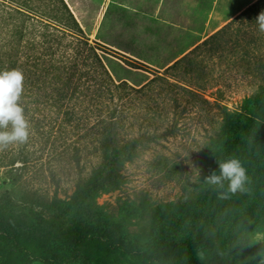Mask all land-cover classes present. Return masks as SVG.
Instances as JSON below:
<instances>
[{
  "label": "rangeland",
  "instance_id": "1",
  "mask_svg": "<svg viewBox=\"0 0 264 264\" xmlns=\"http://www.w3.org/2000/svg\"><path fill=\"white\" fill-rule=\"evenodd\" d=\"M259 1L64 0L117 84L127 82L139 89L161 75L193 90L198 98L195 105L189 96L162 84L147 96L137 95L133 117L160 110L177 116L182 127L162 143L140 147L141 153L123 169L117 190L92 196L84 190L100 164L98 155L86 146L81 164H75L70 154L75 138L67 118L59 129L51 120L55 115L48 112L55 108L42 94L28 104L21 115L40 118V134L36 129L34 138L26 139L30 127H19L20 119L0 129V154H27L21 160L27 163L0 165V264H104L93 256L64 261L46 241L34 248V257L26 258L11 230L49 240L91 224L113 231L131 252L110 258L111 264H144L143 258L156 264L161 251L168 257L161 258L163 264H196V252L189 247H196L192 233L199 214L230 207L237 198L232 189L211 203L218 197V182L204 174V152L223 124L219 107L235 112L264 87V0ZM22 3L47 11L57 20V29L72 23L65 20L60 0H0V48L5 53H15L30 38L32 30L15 16ZM67 29L79 34L76 27ZM174 99L181 107H175ZM138 130L132 133L138 135ZM250 238V248L264 260V223ZM198 257L202 264L221 263L211 254Z\"/></svg>",
  "mask_w": 264,
  "mask_h": 264
},
{
  "label": "trees",
  "instance_id": "2",
  "mask_svg": "<svg viewBox=\"0 0 264 264\" xmlns=\"http://www.w3.org/2000/svg\"><path fill=\"white\" fill-rule=\"evenodd\" d=\"M60 1L65 20L72 23L63 24L59 29L57 20L47 11L44 13L23 3L16 6L15 16L23 18L27 31H32L30 38L15 53L8 54L0 48V129H8L14 120L20 119L23 125H18V121L16 125L30 127L26 139L34 138L33 134L43 122L36 115L23 119L21 113H26L27 105L35 104L42 94L50 103L48 106L55 108V112H48L55 115L51 120L59 129L64 124V117L67 118L75 138L71 160L80 165L86 146L100 159V164L87 179L90 184L84 191L90 196L115 191L124 179L123 169L141 153L140 147L162 143L182 127L177 116L169 117L160 110L148 116L133 117L135 97L147 96L161 84L189 96L195 105L198 94L161 75L139 89L127 82L117 84L97 48L82 36L73 14L64 0ZM71 27H76L79 34L67 29ZM182 60L167 68L165 73L175 69ZM174 104L176 108L181 107L178 99H174ZM219 111L223 124L210 138L204 152V174L218 182V197L211 203L232 189L237 191L236 203L222 210L210 209L199 214L192 233L196 247L189 248L196 252V264H202L203 260L198 256L206 254L220 258L213 260L220 264H264L260 253L250 248L252 230L264 223V87L245 98L239 110L230 112L227 107H219ZM135 128L139 129L138 135L132 133ZM127 130L129 134H126ZM26 157L24 151H4L0 154V165L24 164L27 161L21 160ZM241 204H244L243 208ZM11 230L16 234V246L26 258L34 257V248L44 245L45 241L49 248L63 256L64 261L93 256L104 264H111L110 258L131 254L113 231L100 224L78 226L68 237L49 240L16 228ZM159 254L156 264L164 263L161 258L168 260L163 251ZM143 263L152 264V261L143 258Z\"/></svg>",
  "mask_w": 264,
  "mask_h": 264
}]
</instances>
